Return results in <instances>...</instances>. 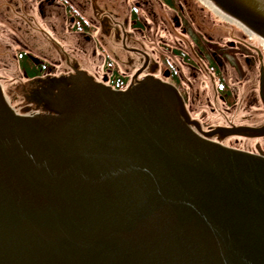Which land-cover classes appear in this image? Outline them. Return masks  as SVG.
I'll use <instances>...</instances> for the list:
<instances>
[{
	"label": "water",
	"instance_id": "water-1",
	"mask_svg": "<svg viewBox=\"0 0 264 264\" xmlns=\"http://www.w3.org/2000/svg\"><path fill=\"white\" fill-rule=\"evenodd\" d=\"M236 1L217 0L264 37ZM50 102L20 115L0 84V264H264V156L210 140L261 129L204 132L154 80L78 72Z\"/></svg>",
	"mask_w": 264,
	"mask_h": 264
},
{
	"label": "flooded vegetation",
	"instance_id": "flooded-vegetation-1",
	"mask_svg": "<svg viewBox=\"0 0 264 264\" xmlns=\"http://www.w3.org/2000/svg\"><path fill=\"white\" fill-rule=\"evenodd\" d=\"M33 1L30 15L24 0H0V9L19 8L8 12L4 24L10 27L7 39L20 48L15 58L25 77V83L13 87L24 91L22 99L8 101L16 113L59 116L50 100L71 87L78 72L119 92L150 80L172 85L189 116L191 91L201 87L211 92L216 107L224 106L219 112L223 125L218 122L215 128L261 129L237 134L258 137L259 150L246 152L264 156V55L250 42H264V37L239 23L217 0ZM51 33L62 37L56 41ZM234 88L243 91V104H237ZM233 110L243 111L252 127L232 124L227 116Z\"/></svg>",
	"mask_w": 264,
	"mask_h": 264
},
{
	"label": "rangeland",
	"instance_id": "rangeland-1",
	"mask_svg": "<svg viewBox=\"0 0 264 264\" xmlns=\"http://www.w3.org/2000/svg\"><path fill=\"white\" fill-rule=\"evenodd\" d=\"M26 3L25 6L29 8L28 13L32 15V11L34 8V1L33 0H24ZM9 3V1H8ZM18 8V6H16ZM23 8V7H21ZM19 9V8H18ZM17 9V10H18ZM54 9V8H53ZM14 7H12V10L10 8L8 9H0V83L3 86L6 98L9 102L10 100H14L15 98L22 99L24 91L19 89H13L15 85L25 83V77L24 75L19 71L16 54L20 50L19 46L15 45V43H11L7 37L10 32V27L8 25H4L6 23V18L8 17V12H16ZM57 10V9H56ZM236 23H234L235 25ZM239 28L238 25H235V29ZM43 29L45 27L43 26ZM67 32L64 30V34ZM52 34V38L56 41L60 40L62 37L59 33V36ZM237 34V33H235ZM50 40V38H49ZM250 42L252 43V47L259 48L264 55V42L261 41L259 38H253V41L250 39ZM10 45V46H9ZM97 46V45H96ZM89 53H90V47ZM250 53L252 55V52H246V54ZM91 54V53H90ZM98 62H95L97 64ZM96 67V65H94ZM92 70V69H91ZM233 82H239L235 78H231ZM18 83V84H17ZM197 83H200L199 79H197ZM195 86L198 88L199 86L195 83ZM237 85L235 84V87ZM242 86V85H241ZM17 87V86H16ZM244 87V84L243 86ZM235 89V94L238 98L237 104H243V91H238L237 88ZM11 90V91H10ZM241 94L242 97L239 95ZM240 99V100H239ZM15 101V100H14ZM13 103V102H12ZM14 104V103H13ZM18 104V103H17ZM14 104L13 107L16 108V105ZM239 108L241 106L238 105ZM244 105L242 106V108ZM224 108L223 105L220 104V106L216 107V105L213 104V96L211 95V92L205 90L204 88H201L197 90L196 88H193L191 91V97H190V105H189V113L193 120L199 121L202 125V129L206 132L213 131L215 129L216 123L223 125V123L220 121L219 112L222 111ZM236 110H233L229 112L228 120L235 124L236 127L239 126H249L252 127L253 123L250 119H243L242 117H245L244 112H235ZM243 112V113H242ZM19 114H30L29 112H18ZM214 128V129H211ZM228 128V127H225ZM219 136V135H218ZM217 135L214 136V140L230 147L242 149V150H259V144L260 140L258 137L246 139V134H228V135H221L218 137Z\"/></svg>",
	"mask_w": 264,
	"mask_h": 264
},
{
	"label": "bare ground",
	"instance_id": "bare-ground-1",
	"mask_svg": "<svg viewBox=\"0 0 264 264\" xmlns=\"http://www.w3.org/2000/svg\"><path fill=\"white\" fill-rule=\"evenodd\" d=\"M252 3H254L256 6L264 9V0H250ZM253 35V34H251Z\"/></svg>",
	"mask_w": 264,
	"mask_h": 264
}]
</instances>
